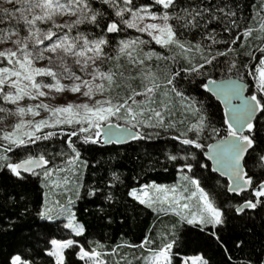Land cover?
<instances>
[{"label": "snow or ice", "instance_id": "obj_1", "mask_svg": "<svg viewBox=\"0 0 264 264\" xmlns=\"http://www.w3.org/2000/svg\"><path fill=\"white\" fill-rule=\"evenodd\" d=\"M5 5L0 171L40 180L35 216L43 223L21 237L23 246L3 264H68L69 254L82 264H264V242L255 246L242 238L252 232L245 222L264 212V2L248 17L238 0ZM184 83L197 84L223 105L218 123L210 105ZM161 136L160 152L176 176L171 184L140 182L141 173L132 183L115 157L84 156L86 147ZM208 170L227 182L212 183ZM119 188L124 204L151 211L152 227L138 243H81L86 228L75 210L81 191L100 197L97 211L111 222ZM27 197L0 191V203L22 207L0 230L15 229L32 214Z\"/></svg>", "mask_w": 264, "mask_h": 264}, {"label": "trees", "instance_id": "obj_2", "mask_svg": "<svg viewBox=\"0 0 264 264\" xmlns=\"http://www.w3.org/2000/svg\"><path fill=\"white\" fill-rule=\"evenodd\" d=\"M238 2L245 17H248L253 11V6H258L259 3L264 2V0H238ZM252 42L256 43L255 40ZM155 47L158 51L160 50L158 45ZM153 63H155V61ZM121 64L124 65L125 69L128 68L125 61L122 60ZM214 76L219 79V72L214 73ZM136 83H138V81ZM184 87L191 91L193 95H196L199 99L204 100L206 104L210 105L214 114V122L218 123L221 120L223 108L219 102L210 94H207L205 90L199 88L197 84L184 83ZM165 139L166 137L161 136L158 141H131L121 145L110 144L105 146L97 145L90 148L86 147L84 156L90 159H107L109 157H115L116 159L112 162L116 163L118 161L119 164L123 166L121 170L125 172V175L132 183H136L132 178L136 177L137 173H141L140 182L156 180L158 183L171 184L176 179L175 173L171 165L164 162V157L160 152V147ZM166 147L171 149L172 145L167 144ZM196 151L198 152V150ZM164 168H167L168 171L165 172ZM204 175L211 176L213 178L212 183H214L216 179H219L221 184L227 182L226 179L219 177L218 174L210 170L205 171ZM94 178L91 172L86 174L87 183H93ZM40 190V180L34 176L28 175L27 181H20L6 171H0V191L11 192L14 195L17 193H27L28 207L33 209L31 215L25 216L22 220L16 222L15 229H8L7 231L0 230V264H3L4 257L10 251L20 249L23 246V241L21 239L23 235L36 231L37 225L43 223L35 216V209L38 207L40 198ZM123 192V188H119L116 192L117 196L120 197L121 203L116 205L112 210L111 215L113 219L109 222L97 211L98 205L101 204L100 197H90L85 190L81 191V199L77 201L75 206L77 218L80 222L84 223L86 228L84 237L80 238L81 243H83L85 239H98L102 242L106 241L109 245L125 240L138 243L139 240L143 238V235L147 232L149 227H152L154 216L150 210L144 209L142 206H136L130 201L124 204ZM104 206L107 207V204H104ZM21 211L22 207H16L13 202L0 203V229L7 227V223L12 214H18ZM163 222L166 223L167 219L165 218ZM245 223L247 228L252 229L250 234L243 236L238 226H234L233 231L237 235H242V238L246 239L251 245L259 246L260 243L264 242V212L255 213L254 219ZM159 224L160 222L157 221L156 226H159ZM198 243L201 246L206 244L204 241H198ZM42 246V240L35 244L37 249ZM208 247L215 261L222 259V254L220 252L213 250L210 245H208ZM122 251L130 250L125 248L122 249ZM67 260L68 264H82L78 257L72 254L67 256Z\"/></svg>", "mask_w": 264, "mask_h": 264}, {"label": "rangeland", "instance_id": "obj_3", "mask_svg": "<svg viewBox=\"0 0 264 264\" xmlns=\"http://www.w3.org/2000/svg\"><path fill=\"white\" fill-rule=\"evenodd\" d=\"M2 6H6L5 5V0H0V7H2ZM64 96L67 97L68 99H73L74 98L71 95H69L68 93H65ZM0 115H3V113H0ZM42 115H43V113H42ZM13 119L14 118H9L8 123L9 124L12 123Z\"/></svg>", "mask_w": 264, "mask_h": 264}, {"label": "water", "instance_id": "obj_4", "mask_svg": "<svg viewBox=\"0 0 264 264\" xmlns=\"http://www.w3.org/2000/svg\"><path fill=\"white\" fill-rule=\"evenodd\" d=\"M211 95V94H210ZM212 96V95H211ZM214 99H215V97L214 96H212ZM216 100V99H215ZM217 101V100H216ZM217 102H219V101H217ZM220 103V102H219ZM221 106H222V108H223V105L222 104H220ZM129 142H131V141H123L122 143H120V144H118V145H121V144H127V143H129ZM112 144H116L115 142L114 143H112ZM107 145H110V144H107ZM105 146V145H104ZM209 164H211V162L209 161ZM216 174H218V173H216ZM219 175V174H218ZM224 179H226L227 180V178L226 177H224Z\"/></svg>", "mask_w": 264, "mask_h": 264}]
</instances>
